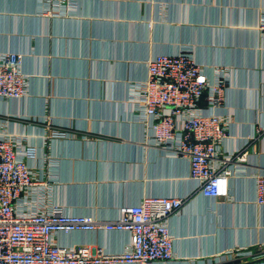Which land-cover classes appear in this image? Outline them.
<instances>
[{
  "label": "crops",
  "instance_id": "crops-1",
  "mask_svg": "<svg viewBox=\"0 0 264 264\" xmlns=\"http://www.w3.org/2000/svg\"><path fill=\"white\" fill-rule=\"evenodd\" d=\"M263 16L264 0H0V52L22 54L28 76L24 96L0 97V135L36 149L29 164L49 184V202L72 214L108 220L144 196L187 197L169 221L175 258L152 264H264L255 178L264 172ZM183 48L210 82L227 70L223 102L207 108L231 116L221 156L249 144L230 164L227 197L203 196L189 158L149 141L150 121L132 99L148 61ZM129 239L108 226L56 235L93 253L124 250Z\"/></svg>",
  "mask_w": 264,
  "mask_h": 264
},
{
  "label": "built area",
  "instance_id": "built-area-1",
  "mask_svg": "<svg viewBox=\"0 0 264 264\" xmlns=\"http://www.w3.org/2000/svg\"><path fill=\"white\" fill-rule=\"evenodd\" d=\"M41 1L51 7L70 0ZM259 29L264 33V16ZM22 64V54L0 52L1 98L26 94L28 80ZM216 72V81L210 82L205 66L190 48L158 54L148 61V76L136 85L132 96L150 121L149 141L187 156L190 177L208 199L229 195L230 164L244 160L249 145L221 156L231 116L207 111L224 99L227 70L217 68ZM35 155L31 144L0 135V264H152L175 258L169 221L181 212L187 197L144 196L137 204H123L118 217L108 220L72 214L63 205L49 202V184L29 164ZM255 178L256 202L264 205V172ZM100 226L127 232L126 248L118 252L99 248L93 253L87 246L56 240L58 233L93 231Z\"/></svg>",
  "mask_w": 264,
  "mask_h": 264
},
{
  "label": "rangeland",
  "instance_id": "rangeland-1",
  "mask_svg": "<svg viewBox=\"0 0 264 264\" xmlns=\"http://www.w3.org/2000/svg\"><path fill=\"white\" fill-rule=\"evenodd\" d=\"M27 80H28V76H27ZM28 82V81H27Z\"/></svg>",
  "mask_w": 264,
  "mask_h": 264
}]
</instances>
